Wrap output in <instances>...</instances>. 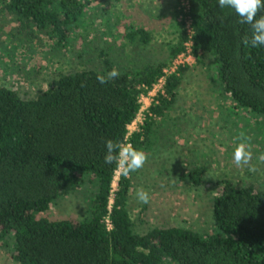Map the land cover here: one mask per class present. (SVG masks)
Here are the masks:
<instances>
[{"label": "trees", "instance_id": "obj_1", "mask_svg": "<svg viewBox=\"0 0 264 264\" xmlns=\"http://www.w3.org/2000/svg\"><path fill=\"white\" fill-rule=\"evenodd\" d=\"M187 2L184 10L177 0L169 17L174 35L162 40L163 59L122 63L100 48L92 66L57 72L31 98L0 84V243L11 242L15 263L264 264V188L219 178L211 196V232L169 226L138 233L128 209L131 177L119 175L114 189L117 170L104 163L108 139L145 153L162 146L160 122L168 121L187 65L166 77L138 130L129 134L128 126L139 112L140 95L185 50L184 16L190 20L192 54L213 58L214 79L231 98V108L264 118V48L242 43L250 26L239 23L230 9H220L217 0ZM89 3L0 0V11L13 17L18 38L42 35L61 46L75 37ZM122 38L124 48L148 47L154 34L144 24L124 22ZM113 68L120 76L98 83L97 74ZM205 175L198 166L180 172L179 178L195 189ZM82 190L88 192L82 217L42 215L56 201Z\"/></svg>", "mask_w": 264, "mask_h": 264}, {"label": "rangeland", "instance_id": "obj_2", "mask_svg": "<svg viewBox=\"0 0 264 264\" xmlns=\"http://www.w3.org/2000/svg\"><path fill=\"white\" fill-rule=\"evenodd\" d=\"M89 1L75 37L61 46L42 35L26 41L18 38L14 35L13 17L0 11V84L14 89L22 98H31L46 89L57 72L92 66L100 48L119 56L122 63L165 58L161 43L174 35L168 24L177 0ZM124 22L149 27L154 34L153 44L122 47ZM167 64L166 67L171 62ZM214 75L215 63L210 55L199 59L193 55L181 78L173 108L167 112L168 121L160 122L164 125L162 146L146 153L144 166L130 175L128 209L138 233L169 226L211 232V196L218 191L219 178L264 188V161L258 159L264 154V118L241 109L233 110L231 98ZM149 101L150 98H144L142 105L145 107ZM128 128L129 134L138 130L139 120ZM165 128H170V133ZM240 133L250 144L252 160L249 165L237 167L232 162V152L241 142ZM198 166L205 169L206 175L202 185L193 189L189 182L179 178V173ZM119 175L117 170L114 189ZM139 188L149 193L148 203L137 201L135 193ZM87 196L88 192L82 190L56 201L42 215L50 219L82 217ZM10 245V241L7 245L0 243V264H17L11 257Z\"/></svg>", "mask_w": 264, "mask_h": 264}, {"label": "clouds", "instance_id": "obj_3", "mask_svg": "<svg viewBox=\"0 0 264 264\" xmlns=\"http://www.w3.org/2000/svg\"><path fill=\"white\" fill-rule=\"evenodd\" d=\"M220 9H230L238 17V22L250 26L249 36H245L242 43L252 48H264V15L257 16L261 9H264V0H217ZM120 73L113 68L106 74H97L96 79L101 85L118 78ZM241 142L233 149L232 162L235 166L249 165L252 160V151L247 138L240 133ZM264 161V154L258 157ZM147 161L144 151L133 147L131 144L114 142L111 139L105 141L104 163L115 165L122 177L127 178L132 172L141 169ZM255 171V168L251 169ZM136 199L140 203L149 202V193L143 188H139L135 193Z\"/></svg>", "mask_w": 264, "mask_h": 264}, {"label": "built area", "instance_id": "obj_4", "mask_svg": "<svg viewBox=\"0 0 264 264\" xmlns=\"http://www.w3.org/2000/svg\"><path fill=\"white\" fill-rule=\"evenodd\" d=\"M180 4L183 7L184 10H186L188 8V2L187 0H180ZM184 22H185V27L187 30V35L189 36V39L186 41L185 43V50L183 52H181L179 55H177V57L171 62V64L164 68L163 70V75L160 76L158 78V80L153 84V86L151 88H149L145 93H142L140 95L139 101L141 103L139 112L137 113L135 119L133 120V123H135L136 120H139V125L143 123L144 120V116L140 119H138L140 113L144 110L146 111L147 108L149 107V105L152 103V101L154 100V98L157 96L158 92L162 91L163 86L165 84L166 81V77L170 74H172L179 66H183V65H189L191 63V60L193 58V54L191 51V26H190V20L184 16ZM145 95V97H144ZM150 98V101L146 104V106L144 107L142 105V102L144 103V98L146 99ZM129 129V128H128Z\"/></svg>", "mask_w": 264, "mask_h": 264}]
</instances>
